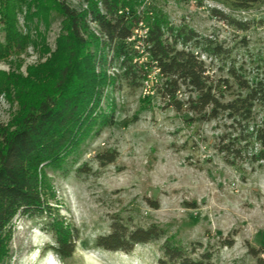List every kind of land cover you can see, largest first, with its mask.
I'll return each instance as SVG.
<instances>
[{
	"label": "rangeland",
	"instance_id": "rangeland-1",
	"mask_svg": "<svg viewBox=\"0 0 264 264\" xmlns=\"http://www.w3.org/2000/svg\"><path fill=\"white\" fill-rule=\"evenodd\" d=\"M58 1L82 13L90 0ZM238 1L129 0L142 19V26L133 32L135 39L146 38L142 36L148 30L145 22L150 25L157 18L165 37L168 29H184L200 42L207 39L225 50L221 57L194 50L214 83L227 78L231 64L243 75L262 77L264 26L258 21L264 18V0L247 10L234 8ZM212 9L235 21H247L249 30L229 26ZM33 11L24 6L16 13L15 31L22 42L15 49L8 50L0 20V124L11 128L39 96L57 93L69 57L61 19L50 11L43 20ZM86 24L84 40L93 58L76 52L78 84L97 89L95 114L112 123L96 125L81 136L62 170L47 171L43 184L50 209L77 235L74 252L63 260L52 250L49 218L17 216L0 246V264H157L165 241L187 250L200 244L191 257L209 252L210 264H255L248 248L264 247V163L227 165L216 147L229 121L224 117L204 121L166 108L156 94L163 80L153 68L147 82L130 86L123 79L121 61L110 68L102 64L105 56L91 36L100 42L103 38L88 18ZM192 44L186 48L192 49ZM188 96L182 89L179 99ZM107 153H115V161L100 163L96 157ZM80 168L86 172H77ZM114 221L129 229L155 226L162 236L127 254L98 248L97 238L108 235ZM224 240H232L233 245L221 246Z\"/></svg>",
	"mask_w": 264,
	"mask_h": 264
},
{
	"label": "trees",
	"instance_id": "trees-1",
	"mask_svg": "<svg viewBox=\"0 0 264 264\" xmlns=\"http://www.w3.org/2000/svg\"><path fill=\"white\" fill-rule=\"evenodd\" d=\"M260 2L240 0L233 3V7L247 10ZM24 6L27 12L34 8L32 15L40 19L46 20L50 11L61 19L66 32L65 52L69 57L61 70L57 93L39 96L14 127L0 124V246L17 216H45L52 221L48 225L54 240L52 250L63 260L69 259L74 252L77 235L64 227L61 218L50 209L43 196V184L47 171L62 170L81 136L94 130L96 125L112 123V119L101 113L95 114L94 103L100 96L97 89L93 86L82 88L76 76V52L88 54L84 40L88 35L87 18L103 38L100 42L91 36L105 56L104 66L110 68L114 61H121L123 79L133 87L147 82L153 68L163 80L156 87V94L166 108L177 114H193L204 121L220 117L229 121L228 131L219 138L216 147L227 165L264 163V76L243 75L241 68L231 64L226 68V79L211 81L194 50L202 49L209 57H221L225 50L220 46L207 39L200 42L195 33L184 32V29L175 32L168 29L169 36L165 37L157 18L150 25L145 22L148 26L146 38L135 39L133 32L142 19L132 10L129 0H90L87 11L82 13L58 0H0V20L8 50L21 45L22 39L15 31V18ZM126 6L130 7L128 11ZM211 13L238 31L250 28L247 21H235L214 9ZM258 25L264 26V18ZM188 44H192V49L186 48ZM178 45L181 49H177ZM143 56H146L145 61L139 63ZM182 89L189 94L186 100L179 99ZM96 158L102 164H111L116 154L107 153ZM77 172L86 171L80 168ZM161 236L162 232L155 226L129 229L114 221L109 234L97 238L96 246L108 252L127 254L134 247L157 241ZM220 242L224 247L233 245L232 240ZM199 246L187 250L165 241L157 264H210L212 254L209 252L199 254L196 259L191 257ZM248 255L255 264H264V247H249Z\"/></svg>",
	"mask_w": 264,
	"mask_h": 264
},
{
	"label": "built area",
	"instance_id": "built-area-1",
	"mask_svg": "<svg viewBox=\"0 0 264 264\" xmlns=\"http://www.w3.org/2000/svg\"><path fill=\"white\" fill-rule=\"evenodd\" d=\"M139 26H142V23H140ZM139 26H138V27H139ZM138 30H139V28H138ZM135 31H137V30H135ZM142 36H143V37H146V32H145L144 35H142Z\"/></svg>",
	"mask_w": 264,
	"mask_h": 264
}]
</instances>
